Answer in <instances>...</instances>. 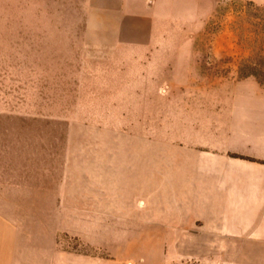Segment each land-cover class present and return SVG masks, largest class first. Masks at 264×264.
Here are the masks:
<instances>
[{"label":"rangeland","instance_id":"374dc122","mask_svg":"<svg viewBox=\"0 0 264 264\" xmlns=\"http://www.w3.org/2000/svg\"><path fill=\"white\" fill-rule=\"evenodd\" d=\"M111 1L0 0V211L14 223V264H264L197 225L77 214L84 229L70 232L69 214L52 210L63 187L88 184V142L102 134L88 125L187 139L198 118L181 89L231 77L264 93V0H146L148 49L87 35L90 6Z\"/></svg>","mask_w":264,"mask_h":264},{"label":"crops","instance_id":"0c3cea01","mask_svg":"<svg viewBox=\"0 0 264 264\" xmlns=\"http://www.w3.org/2000/svg\"><path fill=\"white\" fill-rule=\"evenodd\" d=\"M147 3L91 5L87 35L97 38L94 43L148 49L154 11ZM207 81L211 92L181 89L180 98L190 101L186 110L198 118L187 139L158 142L124 128L88 125L102 133L88 142V184L63 187L52 209L69 214L71 226L65 230L84 229L87 219L77 214H103L124 223L147 216L157 228L211 230L214 244H235L241 246L237 253L251 250L264 259V93L253 92L247 78ZM75 180L87 182V177ZM0 264H14V223L2 211Z\"/></svg>","mask_w":264,"mask_h":264},{"label":"trees","instance_id":"16d2710c","mask_svg":"<svg viewBox=\"0 0 264 264\" xmlns=\"http://www.w3.org/2000/svg\"><path fill=\"white\" fill-rule=\"evenodd\" d=\"M253 75L255 76L256 74L254 73ZM232 155H233V156H237V157L246 158V159H249V160H255V159L252 158V157L244 156V155H240V154H234V153H232ZM262 162H264V160H262Z\"/></svg>","mask_w":264,"mask_h":264}]
</instances>
